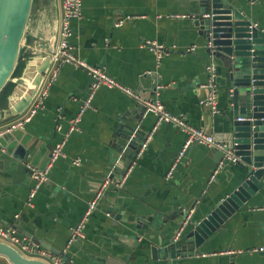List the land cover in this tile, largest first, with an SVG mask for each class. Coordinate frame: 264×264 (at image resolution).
Returning a JSON list of instances; mask_svg holds the SVG:
<instances>
[{
    "label": "crops",
    "instance_id": "1",
    "mask_svg": "<svg viewBox=\"0 0 264 264\" xmlns=\"http://www.w3.org/2000/svg\"><path fill=\"white\" fill-rule=\"evenodd\" d=\"M242 2L253 21L264 28V0ZM48 3L36 0L35 16L48 9ZM126 17L130 19L118 27V20ZM36 19L38 16L33 26ZM71 27L70 44L76 56L104 69L135 93L158 97L170 113L185 116L190 125L213 135L217 142L230 144L236 118L223 88L222 68H216L218 113L202 104L209 95L207 67L212 63L188 0H82V18L73 20ZM148 42L166 46L160 63ZM36 46L37 40L27 39L24 55H32ZM45 50L35 54H45ZM53 76L56 78L44 108L21 135L33 147L28 163L33 168L48 166L51 151L66 138L65 155L51 165L48 179L32 204L30 172L16 176L0 172V182H7L0 184V227L15 230L29 243V250H25L29 256L52 264L58 257L48 250L40 256L38 250H44L43 245L57 251L66 246V252L73 254V264H103V257L106 264L111 258L115 260L110 264H169L154 258L151 245L163 235L176 237L180 229L183 234L186 216L200 220L211 212L239 185L243 170L238 163L227 164L212 180L223 159L220 150L194 145L168 179L185 133L168 123L156 129V115L148 109L138 122L135 98L108 87L100 88L78 131L70 132L88 95L91 77L83 69L61 63L54 64L48 78ZM133 127L151 138L141 149L140 158L134 154L135 160L115 148L122 143L117 132ZM126 167L129 170L121 180ZM260 183L199 255L172 264H264V250H260L264 248V175ZM99 195L97 207L84 225L83 238L68 247L72 231ZM0 264L9 262L0 257Z\"/></svg>",
    "mask_w": 264,
    "mask_h": 264
},
{
    "label": "water",
    "instance_id": "2",
    "mask_svg": "<svg viewBox=\"0 0 264 264\" xmlns=\"http://www.w3.org/2000/svg\"><path fill=\"white\" fill-rule=\"evenodd\" d=\"M35 2L0 0V96L9 84L15 85L8 97L7 108L0 113V127L28 111L54 65L52 54L57 51L60 40V0H49L48 9L37 13V24L33 26ZM188 2L192 20L198 28L211 65L222 68L223 88L236 118L228 146L240 157L238 164L243 175L239 185L225 199L218 201L202 219L191 220L186 216L182 224L186 230L178 238L163 235L156 244L151 245L154 258L168 260L169 264L199 255L207 242H211L223 230L229 217L261 187L260 180L264 175V28L257 25L244 10L242 0ZM48 11L53 15V23L47 17ZM29 38L37 40V46L25 60L20 76H16L24 45ZM42 50L46 53L35 54ZM154 91L152 96L156 94V89ZM136 94L134 108L139 122L147 109L145 101L152 97ZM24 130L16 129L0 136V172L16 176L20 172H30L27 165L34 167L28 164L33 147L22 138ZM117 138L122 143L115 145V148L126 156H134L135 160V155L139 154L149 136L133 127L118 131ZM220 152L224 157V152ZM125 169L121 180L129 170L127 167ZM109 178L112 179L113 175H109ZM6 183L0 182L1 185ZM138 228L142 227L139 225ZM42 248L61 257L63 264H73V254L66 252V246L62 251L52 250L48 245ZM0 257L9 264H51L44 259L29 257L19 248L1 240ZM103 258L100 262L106 264ZM114 260L109 259L107 264Z\"/></svg>",
    "mask_w": 264,
    "mask_h": 264
},
{
    "label": "built area",
    "instance_id": "3",
    "mask_svg": "<svg viewBox=\"0 0 264 264\" xmlns=\"http://www.w3.org/2000/svg\"><path fill=\"white\" fill-rule=\"evenodd\" d=\"M61 4V29H60V40L57 51L52 54V60L55 63L61 64H71L77 68L85 70L89 76L91 77V84L88 90V95L86 99L82 102L80 111L78 116L73 120L71 125L70 132L78 131L79 123L82 120L84 114L93 107V101L102 87H108L111 89H116L124 94L137 98V94L132 88L126 87L119 82H117L113 77L105 72L104 69L96 66H92L88 64L82 58L76 56L73 52V48L70 44V38L72 37V27L71 22L76 19L82 18V0H60ZM130 18H123L118 20L117 26H122L127 20ZM148 46L156 54V58L158 63L161 62L164 55L166 54L167 48L164 44H160L158 42H148ZM54 66V65H53ZM53 69V68H52ZM51 72V71H50ZM207 72L209 73V80L206 87L209 89L208 97L202 101L203 105L210 106L214 113H218V95L219 89L217 87V69L214 65L207 67ZM50 74V73H49ZM49 74L46 77V80L33 101L32 105L28 109V111L21 117L11 121V123L6 125L3 130L0 131V136L7 132H11L16 129L24 130L28 124L32 122L34 117L42 110L45 106V102L49 96V89L52 86V83L55 81V76L48 78ZM145 105L147 109L150 110L153 114L156 115L157 122L155 128L157 129L160 125L168 123L172 124L179 130H181L186 135V140L184 142L183 148L173 163L171 170L167 174V178L171 179L175 173V170L178 167L179 162L185 156L187 151L194 145H200L210 148H215L217 150L224 152L223 159L219 162L217 169L214 171L212 176V180L215 179L216 175L219 173L220 169H222L227 164H236L240 160V157L235 154V151L231 149L227 144H221L216 141L215 137L211 134H208L203 129H198L190 125L187 121V118L183 115H174L170 113L161 102V100L156 98H151L145 101ZM241 120V119H240ZM69 133V132H68ZM67 133H65L66 135ZM69 135V134H68ZM66 135V137L68 136ZM149 137L144 145L146 148L149 140ZM66 138L62 141H59L53 150L51 151V161L47 168L44 171H41L37 168H30V177L32 186L29 191V204L33 203L36 195L40 191L43 184L47 181L48 175L50 173L51 165L54 164L57 160L62 158L64 154ZM142 151L138 154L137 157L142 156ZM80 160H77V164H79ZM76 163V162H75ZM136 164V161L133 162V165ZM132 165V166H133ZM132 167L130 168L131 171ZM107 186V185H106ZM101 195H99L98 200H94L91 202L85 218L81 221V223L72 231L71 238L68 241V247L73 245L77 240H80L84 236V225L88 219V216L91 214L93 210L97 207V203L100 200ZM183 229L179 230L176 238H178L182 234ZM0 240L6 243H9L17 248H19L24 254L29 256L25 250L30 248L29 243L27 244L24 239L22 240L16 233L15 230L5 229L0 227ZM39 249V247H37ZM29 250V249H28ZM261 251L264 248L260 249ZM40 256L47 255L45 250H38ZM37 252V251H35ZM41 252V253H40ZM33 258H41L39 256H29ZM46 260V259H44ZM55 264H63L62 258L58 257L55 259ZM52 264V263H51Z\"/></svg>",
    "mask_w": 264,
    "mask_h": 264
},
{
    "label": "trees",
    "instance_id": "4",
    "mask_svg": "<svg viewBox=\"0 0 264 264\" xmlns=\"http://www.w3.org/2000/svg\"><path fill=\"white\" fill-rule=\"evenodd\" d=\"M29 57V55H22V59H21V63L19 65V68L17 70L16 76H20L22 69L24 68L25 65V60ZM15 85L14 84H9L7 86V88L5 89V91L2 93V95L0 96V112H2L8 104V97L9 95L13 92Z\"/></svg>",
    "mask_w": 264,
    "mask_h": 264
}]
</instances>
